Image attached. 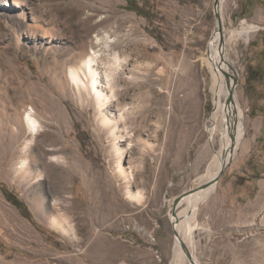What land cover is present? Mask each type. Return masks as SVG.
<instances>
[{"label":"rangeland","instance_id":"rangeland-1","mask_svg":"<svg viewBox=\"0 0 264 264\" xmlns=\"http://www.w3.org/2000/svg\"><path fill=\"white\" fill-rule=\"evenodd\" d=\"M128 2L0 0V264H172L171 215L188 203L173 212V200L201 186L224 146L220 134H207L211 78L198 59L216 27L214 0ZM221 5L225 27L246 19L259 28L232 52L242 131L214 189L195 205L194 254L199 264H264L263 214L243 213L255 182L264 183V0ZM109 26L133 29L151 48L143 61L156 63L151 78L165 99L164 122L156 132L152 121L142 128L149 143H129L121 158L132 171L129 183L117 173L94 98L80 96L67 81L77 46L89 49L95 34ZM184 74L185 87L173 92ZM171 104L175 124L168 136ZM30 106L42 131L27 144L32 135L23 121L15 126L14 116ZM51 145L62 148L65 165L50 159ZM3 188L23 208L8 201ZM128 190H139L140 201Z\"/></svg>","mask_w":264,"mask_h":264},{"label":"bare ground","instance_id":"bare-ground-1","mask_svg":"<svg viewBox=\"0 0 264 264\" xmlns=\"http://www.w3.org/2000/svg\"><path fill=\"white\" fill-rule=\"evenodd\" d=\"M223 1L219 0L217 8L222 21L221 30L217 27L216 22L208 47L200 54L198 59L201 64L206 66L211 78L210 94L213 109L206 125L207 134L211 139H213L215 133L220 134L224 140L221 151L225 153V156L221 157V151L214 155L212 162L215 168L208 173L203 183H200L201 186L217 175L223 162L231 157L236 148V140L242 131L241 121L244 114L241 113V103L233 87L236 78L234 70L236 65L232 58V52L236 49L240 40L247 41L250 32L259 28L258 24L249 22L246 19H242L237 25L228 26L229 28L225 27L221 5ZM134 34L135 31L131 28L121 30L118 27L109 26L101 29L93 37L89 49L84 44L77 46V49H79L75 53L77 58L76 60L73 59V64L67 69V81L78 94L82 96L84 92L94 98L100 123L109 129L117 159V173L127 183L131 182L133 178L132 171L122 164L121 158L128 150L129 143L136 141H141L142 145L149 143L142 136V128L151 125L150 121H152L154 132H156L157 124L163 123L165 119L164 96L157 94L155 81L151 78L156 63L143 61V57H149L151 48L146 47L143 41L137 39ZM157 72L158 74H164L165 69L158 68ZM185 74L187 75V72ZM185 74L177 78L173 92L178 91L183 86V80L187 78ZM185 83L187 84V81ZM182 90L184 91L185 88ZM189 94L190 92H187L182 95V105L180 106L187 102L185 100ZM159 97L160 99H158ZM187 99L189 100V98ZM175 111L176 105L171 104L166 126L168 136L174 130ZM14 121L15 126L23 121L27 131L32 135L27 144L42 131L41 121L32 106L24 109L22 114L17 113V116H14ZM179 122L185 125L186 121L181 118ZM45 135L49 141H56L54 133L45 132ZM121 141L125 142L121 143ZM54 145L48 147L51 153L50 159L65 165V158L59 153L62 148ZM130 148L133 150L134 146ZM26 163V159L22 158L19 166L24 167ZM59 181L61 182L62 178ZM201 186L196 187L198 190L184 196L182 200L188 203L182 210L171 215L174 229L172 264H194L191 263L186 253L187 250L195 264H199L194 254V241H192L193 229L195 228L194 221H196L195 205L201 203L207 194L214 189L215 185L211 184L200 188ZM128 191L130 198L140 201L141 192L139 190ZM52 211L53 209L47 210V213ZM52 221L62 230L65 229L62 226L63 220L59 216L54 215Z\"/></svg>","mask_w":264,"mask_h":264},{"label":"water","instance_id":"water-1","mask_svg":"<svg viewBox=\"0 0 264 264\" xmlns=\"http://www.w3.org/2000/svg\"><path fill=\"white\" fill-rule=\"evenodd\" d=\"M218 6H219V0H214L213 8H214V14H215V16H216L217 27L219 28V30H221V27H222V21H221L220 14H219V12L217 11ZM234 81H235V80H234ZM228 162H229L228 160H227V161H224L223 164H222V166L220 167V169H219L217 175H216L212 180H210L209 182H207L206 184H204L203 186H201L200 188L207 187V186H209V185H211V184L216 185L217 182H218V180H219L220 177L222 176V174H223V172H224V169H225V167L227 166ZM196 190H198V188H193V189H191V190H189V191H185V192L179 194L178 196H176V197L174 198V200H173V204H172V205H173V207H172V208H173V212L175 211V209H176L179 205L182 204V201H183L182 199H183L184 196H186L187 194H189V193H191V192H194V191H196ZM183 248H185V246H183ZM185 250H186V248H185ZM186 253H187V255L189 256V259H190L191 263H194V264H195V261H194V260L192 259V257L189 255L188 250L186 251Z\"/></svg>","mask_w":264,"mask_h":264},{"label":"crops","instance_id":"crops-1","mask_svg":"<svg viewBox=\"0 0 264 264\" xmlns=\"http://www.w3.org/2000/svg\"><path fill=\"white\" fill-rule=\"evenodd\" d=\"M254 189V193L244 201L247 202V204L243 207L245 209L243 213H246L248 217L252 218L258 217L259 214H263L264 218V197L262 198V195H264V183L259 184L258 181H256Z\"/></svg>","mask_w":264,"mask_h":264},{"label":"trees","instance_id":"trees-1","mask_svg":"<svg viewBox=\"0 0 264 264\" xmlns=\"http://www.w3.org/2000/svg\"><path fill=\"white\" fill-rule=\"evenodd\" d=\"M129 0H127L128 2ZM129 5V2H128ZM1 187V186H0ZM5 197L7 198L8 201H10L13 205H15L17 208L21 209L23 208V204L19 203L18 201L13 199V195L12 193L8 192L7 190H5L4 188L2 189Z\"/></svg>","mask_w":264,"mask_h":264}]
</instances>
